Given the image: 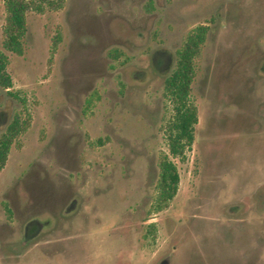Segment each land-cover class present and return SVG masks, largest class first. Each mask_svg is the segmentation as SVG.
Masks as SVG:
<instances>
[{"label": "rangeland", "instance_id": "obj_1", "mask_svg": "<svg viewBox=\"0 0 264 264\" xmlns=\"http://www.w3.org/2000/svg\"><path fill=\"white\" fill-rule=\"evenodd\" d=\"M5 21L0 0V51L12 79L10 88L0 85V136L16 115L28 124L0 171V264H157L168 254L172 264H220L231 257L212 230H183L188 221L177 215L195 214L180 212L185 201L208 211L214 180H227L223 190L233 192L223 200L234 204L243 197L232 189L254 187L229 181L264 178V0H64L59 9L27 12L21 55L3 46ZM199 24L210 30L187 99L200 123L209 107L218 129L195 134L178 158L168 146L175 102L164 76L148 69L152 57L163 65L175 58V69ZM232 109L244 116L232 126L230 150L215 157ZM164 157L179 175L167 201L158 185ZM249 200L229 216L243 233L226 237L234 250L247 246L252 262L264 259V230L257 234L264 212L253 206L247 216L256 232L246 233L239 218L256 205Z\"/></svg>", "mask_w": 264, "mask_h": 264}, {"label": "flooded vegetation", "instance_id": "obj_2", "mask_svg": "<svg viewBox=\"0 0 264 264\" xmlns=\"http://www.w3.org/2000/svg\"><path fill=\"white\" fill-rule=\"evenodd\" d=\"M210 29L208 28L207 25H203V24H199L197 26L194 27V41L197 42L196 44L194 43L195 47V53L193 55V57L190 60V69L191 71L189 72V83H188V93L190 91V87H191V83L193 81L194 75H195V68H194V60L197 57L198 54V50L200 49V45L201 43L204 41V38L207 34V32ZM192 34V33H191ZM201 34H203V41H200V37ZM188 34L185 37V43L183 45V49L184 51L186 50V42L187 39L189 38ZM160 58L158 57H152L151 58V65L150 68L148 69V71H151L152 73L154 72V74L156 76H164L163 80H164V88L167 89V81L168 79L171 77L172 73H173V69H174V63H176L175 58L172 57L171 60H169V63H167V65H163L160 63ZM259 69L261 71H264V62L261 64V66H259ZM145 71V70H144ZM145 71V74H147V76L149 75V72ZM150 77V76H148ZM146 77V78H148ZM230 85V88L237 90V85ZM236 87V88H234ZM235 94V96H237V93H233ZM232 94V95H233ZM188 96V94H187ZM188 103L194 107L195 109V116H196V120L190 124L188 127L191 131V136H192V142H193V138L195 137V134H199V133H210L211 129H213L212 133L217 134V129H218V120L216 117V114H211V110L209 107L203 108V123H200V121L198 120V111L197 108L195 106V104L191 103V101L187 100ZM259 111H262L264 113V100H262V103L259 106ZM244 116V110H240V112H233V109L231 110V114H230V120L228 123V127L225 125H220L219 126V132L217 135V137L215 138L216 140H218L219 142L217 143V146H215V157H220L221 154H223L225 152L224 149H226V152H228V150H230V147L233 144V141L235 140L234 136H231V132H232V126L237 125L239 121H241V118ZM240 118V119H239ZM264 118V116H263ZM211 119V121H210ZM210 122L212 123V125H210ZM221 124V123H220ZM211 126V129H210ZM169 130L171 133V130L173 132H175V126H174V121H170L169 122ZM169 133V134H170ZM229 134V135H228ZM197 136V135H196ZM226 139H228V141H226ZM191 142V144H192ZM219 151V152H218ZM218 154V155H217ZM223 182H227V180H214L212 181V183L208 186L211 189L209 190L211 195H214L215 198L212 200V202L209 203L208 205V211H205L206 209H200L198 205L200 202L195 203L194 206H191L189 204V202L185 201L182 203L180 212H188L189 210H194L193 212H195V214L192 216V214H178L177 219L183 217L186 218V221H188L187 223H184L182 226H180V228H182L183 230H185L186 228H188L190 231L193 230H212V234L214 235V239H216L219 244H220V249H226V250H231V257H227L225 258V260L222 261V263L220 264H264V259L260 258V259H256V260H251L252 262H250L248 258H246V253L248 252L247 250V246H243L242 244L239 245V248L237 249H233L232 248V244L230 245V247H228L227 244V240H229L226 235L227 232H230L232 234H242L243 231H239V227H234L233 225L236 224L235 219H237V217H229L232 215H236L238 212H240V208H242V203L244 202H251L249 199L251 198L253 200V202L256 203V205H249V211L248 214L245 215L246 218L241 217L239 218L241 221L243 220L245 223V227L249 230L246 231V233H251L252 235L255 234L256 232V222H254V217L250 216L248 217L247 215H249V213L251 212L250 210L253 209V206L256 208L261 209V212H264V178L260 180H243V179H236V180H232L229 182H233L236 184V187H247V186H252L254 187L253 189L248 190L245 194H242L240 190L237 189H232L235 190L236 192V196L233 197H243L242 200L240 202H236L234 204H225L226 200H223L224 198L228 197V193L229 192H233L230 190H223V188L227 185L223 184ZM245 182V183H244ZM179 183V180H178ZM249 184V185H248ZM73 185H71L72 188ZM234 186V184L230 185V187ZM255 187H258L255 189ZM178 189V184H177V188L176 191ZM73 192V190H72ZM202 192L200 191V197H202ZM222 193V194H221ZM176 194V193H175ZM221 197V198H220ZM252 202V203H253ZM228 205V206H226ZM210 209V210H209ZM254 210V209H253ZM208 213V214H207ZM185 215H189L188 217ZM223 215H225V217H223ZM182 219V218H181ZM209 219V223L207 222H203V221H197V220H207ZM248 219H252L251 221H249ZM149 219L146 220V223H148L149 227H153L154 224L153 222H148ZM264 222V220H262ZM167 224L169 225V220H167ZM261 222V221H260ZM258 224V222H257ZM247 225V226H246ZM258 233L257 234H262L261 232H263V228H264V224L261 222L260 224H258ZM263 235V234H262ZM233 239V237L231 238V240ZM263 241H264V237H263ZM199 250V249H198ZM212 253H214L215 251H218V249L213 250V248L211 249ZM199 253V252H198ZM182 259L179 260V264L180 261ZM184 260V261H183ZM181 262V264H184V262H187L186 264H189V262H192L193 260H186V258H184ZM203 262V264H214L212 263L214 260H206V259H202L200 260ZM198 262V261H197ZM157 264H172V256L170 254L164 256L163 258H161L160 260H158ZM200 264V263H199Z\"/></svg>", "mask_w": 264, "mask_h": 264}, {"label": "trees", "instance_id": "obj_3", "mask_svg": "<svg viewBox=\"0 0 264 264\" xmlns=\"http://www.w3.org/2000/svg\"><path fill=\"white\" fill-rule=\"evenodd\" d=\"M64 0H4L6 21L3 27V46L6 50L21 55L23 53V37L26 34V14L30 10L42 12L44 9H59ZM200 41H203L201 34ZM194 33L189 35L186 42V50L182 49L179 54L176 68L167 81V93L175 102L174 126L175 132L171 130L169 134V152L173 157L182 158L186 148L191 146L192 136L189 125L196 120L195 109L188 103V83L190 60L195 53ZM121 53L111 52V57L116 58ZM8 57L0 51V85L8 89L12 86V79L6 70ZM91 99L87 102L90 103ZM27 120H21L16 115L7 125L5 131L0 136V171L3 169L10 147L16 137L23 133L27 127ZM179 175L176 165L164 157L160 161L159 190L164 201L170 200L176 193Z\"/></svg>", "mask_w": 264, "mask_h": 264}]
</instances>
